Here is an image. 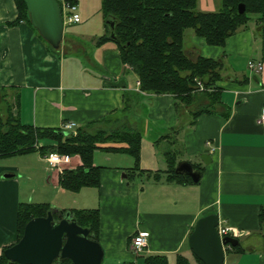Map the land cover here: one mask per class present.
I'll use <instances>...</instances> for the list:
<instances>
[{"label":"crops","instance_id":"crops-1","mask_svg":"<svg viewBox=\"0 0 264 264\" xmlns=\"http://www.w3.org/2000/svg\"><path fill=\"white\" fill-rule=\"evenodd\" d=\"M73 1L80 8L78 0ZM221 7L222 0L197 2L202 13ZM18 16L16 0H0V90L7 91L4 101L22 125L57 129L72 122L85 128L97 122L89 130L128 127L142 132L143 172L132 170L135 160L129 155L102 150L94 154V166L101 168L100 186L88 188L93 208L100 210L103 264H144L131 245L139 231L149 233L145 255H165L170 264L182 255L198 264L188 239L197 221L212 214L238 233L239 249H227L225 264H264L259 221L264 206V61L258 15L224 47L210 46L192 33L187 52L223 62V78L217 83L222 106L215 114L199 116L195 126L190 125V110L198 103L178 110L173 95L141 92L139 78L122 62L117 44H98L106 29L99 38L91 37L90 51L85 40L64 33L55 53L28 22L17 23ZM82 24L72 25L76 35L87 30ZM250 62L261 63L263 70H251ZM111 145L124 146H106ZM170 150L177 151L176 167L187 161L201 168L198 183L167 181L165 153ZM202 154H209L211 163L205 164ZM13 157H20L24 166L9 161ZM81 164L74 156L69 169ZM37 172L49 175L47 184L67 193L38 150L0 156V255L18 241L19 206L28 201L30 183L36 187Z\"/></svg>","mask_w":264,"mask_h":264},{"label":"trees","instance_id":"trees-1","mask_svg":"<svg viewBox=\"0 0 264 264\" xmlns=\"http://www.w3.org/2000/svg\"><path fill=\"white\" fill-rule=\"evenodd\" d=\"M197 2L198 0H103L106 34L98 39L99 45L110 41L117 44L122 62L131 67L139 78L141 92L173 95L177 99L178 110L181 106L189 108L198 103L196 108L190 110L191 126H195L199 116L215 114L218 107L222 106L221 90L217 83L223 78V62L187 52L185 33L188 30H193L195 35L204 38L210 46L224 47L229 37L248 26L252 15H258L257 34L261 39V56L264 61V0H244L246 10L243 14L238 12L240 0H222L221 10L211 13L199 12ZM16 3L19 11L16 22L26 21L32 26L24 0H16ZM111 24L114 25L113 29ZM111 33H114V40L110 37ZM47 45L52 52L59 50L48 43ZM6 96L7 91L0 90V100L4 101ZM5 105L6 113L0 114V156L24 155L37 150L45 156L49 147L52 150L57 147V151L63 155L79 156L82 162L80 166L65 169L59 174V186L67 192L78 193L84 187L100 186L101 168L94 166V154L97 150L129 155L135 160V168L132 170L143 172L139 169L143 135L138 129L121 127L90 132L91 126L98 124L96 122L66 135L62 128L22 125L12 115L9 103ZM106 121L108 122H103ZM39 144L42 146L37 148L36 145ZM107 144L124 146H106ZM176 152L170 150L165 153L167 181L194 184L190 177L176 174ZM192 166L195 170H201L198 165ZM155 178H160V175H155ZM51 208L49 204L21 203L18 212V241L23 237L28 222L46 216ZM62 211L70 213L81 227L89 228L90 237L98 240L99 209ZM58 213L59 210H56V217ZM259 221L264 234V206L260 210ZM233 249L238 250L239 245ZM140 258L144 264H170L165 255H140ZM196 259L198 264H204L197 257ZM0 264L18 263L10 262L3 252ZM56 264L73 262L65 260ZM176 264L191 263L186 257L178 255Z\"/></svg>","mask_w":264,"mask_h":264},{"label":"water","instance_id":"water-1","mask_svg":"<svg viewBox=\"0 0 264 264\" xmlns=\"http://www.w3.org/2000/svg\"><path fill=\"white\" fill-rule=\"evenodd\" d=\"M238 7L239 14L245 13L244 0ZM30 21L41 37L54 49L61 47L65 23L62 9L57 0H24ZM114 28V25H110ZM110 37L114 40V33ZM66 135L68 131H64ZM205 164L211 163L209 154H202ZM176 174L190 177L194 183L201 180L202 172L195 170L191 163L180 162ZM13 175H7L11 177ZM57 210V209H56ZM51 208L46 216L28 222L23 237L4 251L5 257L18 264H56L71 260L73 264H103L104 249L98 240L90 237V229L81 227L70 213ZM217 215L199 219L191 233L188 243L194 255L204 264H225L224 246L237 247L239 240L219 236Z\"/></svg>","mask_w":264,"mask_h":264},{"label":"rangeland","instance_id":"rangeland-1","mask_svg":"<svg viewBox=\"0 0 264 264\" xmlns=\"http://www.w3.org/2000/svg\"><path fill=\"white\" fill-rule=\"evenodd\" d=\"M102 1L103 0H78L79 7H80L79 12L82 16V23H83L82 25L83 26L87 25L86 26L87 30L84 33H80L79 35H76V33L74 32L75 26H72V25L71 26L65 25V28H64V33L66 36L69 37L71 35L76 39L79 38L81 40H85V42H83V45L88 51H90V48H91V41H90L91 37L99 38V36L101 35V31L105 29V23L107 22L102 12ZM202 1L206 2L208 0H202ZM215 1H219V0H215ZM201 6H202V2H201ZM192 33H194L193 30H188L185 33V49L186 50L192 46V43H191ZM127 68L132 70V68L129 67L128 65H127ZM140 87H141V84H140ZM140 87H138L139 90H140ZM4 102L5 101L0 100V114L6 113L7 105H5L6 103ZM96 130L97 129H93L89 131L95 133ZM51 151H57V147H54L53 150H52V147H49L47 150V153ZM16 156H19V155H16ZM73 157L74 156H71V161ZM19 159L21 158L13 157L9 161H12V163L17 164L18 166H24V164L20 163L21 161ZM69 167H71V163L68 164L65 168H62V171L65 169H69ZM35 174L36 176H39V179H37V181L35 179V182L37 183V184L35 183L36 187L34 185V182L30 183V187H32L33 190H31L30 188L31 193L28 197V201L26 202L27 204H33V205L49 204L55 210L58 209L60 206L61 207L66 206L65 208H68L64 210H72V209L83 210L82 208H85L84 206L92 207V209H87V210L97 209V208H93L94 202L89 197V193L91 190L88 187L87 188L84 187L78 193L67 192L66 194H64V192L58 187L54 188L53 186L47 184V177L49 175L47 174L41 175L39 172ZM57 174L59 175L60 172H58ZM46 184H47V188L45 189H47V192H45L44 189H42V187Z\"/></svg>","mask_w":264,"mask_h":264},{"label":"built area","instance_id":"built-area-1","mask_svg":"<svg viewBox=\"0 0 264 264\" xmlns=\"http://www.w3.org/2000/svg\"><path fill=\"white\" fill-rule=\"evenodd\" d=\"M60 4L63 13L64 23L66 25H75L81 23V14L79 12L78 5L73 2L72 0H57ZM249 68L257 73H260L263 70V65L261 63L255 64L253 62L249 63ZM140 81L137 82V86L140 87ZM201 90L204 88L200 85ZM260 121L264 124V106L261 110L260 114ZM77 125L75 123H65L63 125V130L74 132L77 131ZM209 147L212 148L210 142L207 143ZM37 148L41 147V144L36 145ZM214 149L212 148V151ZM45 161L47 162L51 171L58 173L62 171V168H65L71 162V156L60 154L58 151H51L45 155ZM219 236L223 239L224 237H232L237 239L238 233L235 229L222 225L219 222L217 228ZM132 249L137 255H143L147 252L149 246V233L139 231L133 238H132ZM230 249L231 247H224V250Z\"/></svg>","mask_w":264,"mask_h":264}]
</instances>
